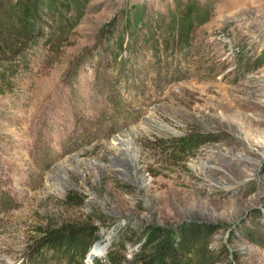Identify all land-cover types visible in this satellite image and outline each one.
I'll use <instances>...</instances> for the list:
<instances>
[{
  "label": "rangeland",
  "instance_id": "obj_1",
  "mask_svg": "<svg viewBox=\"0 0 264 264\" xmlns=\"http://www.w3.org/2000/svg\"><path fill=\"white\" fill-rule=\"evenodd\" d=\"M34 1L0 0V19ZM33 10L44 26L50 12L80 17L25 62L0 53L22 71L0 80V264H35L34 230L50 221L96 226L95 259L113 242L131 259L153 227L199 226L180 264H264V0ZM186 136L210 142L182 155Z\"/></svg>",
  "mask_w": 264,
  "mask_h": 264
},
{
  "label": "trees",
  "instance_id": "obj_2",
  "mask_svg": "<svg viewBox=\"0 0 264 264\" xmlns=\"http://www.w3.org/2000/svg\"><path fill=\"white\" fill-rule=\"evenodd\" d=\"M39 1L35 0L31 7L24 9V12H14L16 14L14 23H8L3 20L4 18L0 19V35L3 36V40H0V53H5L7 64L25 62L31 56V50L38 48L41 41L48 37L50 42L56 35L67 33L78 22L80 12L76 10L72 12L73 14L50 12L48 17L51 23L44 26L40 13L33 10V6L35 9ZM8 13L12 14V12H4V14ZM78 65L70 71V74L76 73ZM1 67L0 64V80L12 79L22 72L19 73L21 68L15 74L12 70ZM7 90L10 91L11 88ZM206 142L210 141H197L192 136H186L179 140L176 151L186 155ZM82 203L81 197L77 207H80ZM34 231L36 238L31 248L35 254V264H88L86 259L88 257L90 261L89 254L92 246L99 240L98 228L84 221L76 223L50 221ZM207 235L208 230L199 226L177 233L170 229L153 227L148 240L141 245L131 259L127 260L122 253L124 248L113 242L103 260L93 257L91 264H180L181 260L189 254L190 248Z\"/></svg>",
  "mask_w": 264,
  "mask_h": 264
},
{
  "label": "bare ground",
  "instance_id": "obj_3",
  "mask_svg": "<svg viewBox=\"0 0 264 264\" xmlns=\"http://www.w3.org/2000/svg\"><path fill=\"white\" fill-rule=\"evenodd\" d=\"M104 252V248L100 247V245L95 244L89 254V259L90 261H92L93 257L99 256V253H103Z\"/></svg>",
  "mask_w": 264,
  "mask_h": 264
},
{
  "label": "water",
  "instance_id": "obj_4",
  "mask_svg": "<svg viewBox=\"0 0 264 264\" xmlns=\"http://www.w3.org/2000/svg\"><path fill=\"white\" fill-rule=\"evenodd\" d=\"M87 262V261H86ZM88 264H91V263H88Z\"/></svg>",
  "mask_w": 264,
  "mask_h": 264
}]
</instances>
